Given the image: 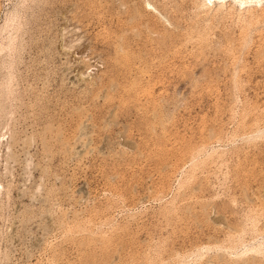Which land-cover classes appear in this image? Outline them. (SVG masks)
<instances>
[{
	"label": "rangeland",
	"instance_id": "374dc122",
	"mask_svg": "<svg viewBox=\"0 0 264 264\" xmlns=\"http://www.w3.org/2000/svg\"><path fill=\"white\" fill-rule=\"evenodd\" d=\"M0 264H264V0H0Z\"/></svg>",
	"mask_w": 264,
	"mask_h": 264
}]
</instances>
